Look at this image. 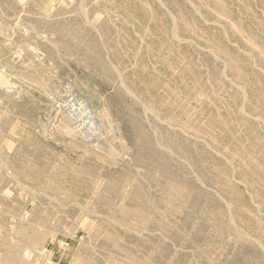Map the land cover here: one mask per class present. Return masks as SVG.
I'll return each mask as SVG.
<instances>
[{"label":"rangeland","instance_id":"rangeland-1","mask_svg":"<svg viewBox=\"0 0 264 264\" xmlns=\"http://www.w3.org/2000/svg\"><path fill=\"white\" fill-rule=\"evenodd\" d=\"M261 103L264 0H0V264H264ZM137 190L158 208L141 225L121 217ZM37 207L55 215L26 257Z\"/></svg>","mask_w":264,"mask_h":264},{"label":"bare ground","instance_id":"bare-ground-1","mask_svg":"<svg viewBox=\"0 0 264 264\" xmlns=\"http://www.w3.org/2000/svg\"><path fill=\"white\" fill-rule=\"evenodd\" d=\"M226 53V52H225ZM262 104L263 103H261V106H262ZM264 106V105H263ZM262 106V107H263ZM261 108V107H260ZM262 109V108H261ZM219 122V121H218ZM225 122V121H224ZM223 122V123H224ZM100 123V122H99ZM98 123V124H99ZM222 123V122H221ZM218 126H219V124H217ZM216 125V126H217ZM223 125V124H222ZM221 125V126H222ZM100 126V125H99ZM220 126V127H221ZM223 128H221V130H222ZM223 131H224V129H223ZM224 132H226V131H224ZM224 134H226V133H223V135L222 136H225L226 137V135H224ZM227 134H229L230 135V133H227ZM86 141H89V140H86ZM165 166V165H164ZM167 168V167H166ZM32 175V174H31ZM59 175V174H58ZM219 175L221 176V178H223L224 180H222L221 181V185H220V189H221V191L226 195V193L227 194H229L230 196H229V198H233L234 197V194H235V192L237 193V191L233 188V187H231L229 184H228V182L226 181V176L225 175H227L226 174V170L225 171H221V173H219ZM39 176V175H38ZM55 176H57V175H55ZM225 176V177H224ZM249 176V175H248ZM32 178V180H33V176H31ZM60 177H63V176H60ZM59 177V178H60ZM259 177V176H258ZM262 176H260V178H261ZM264 177V176H263ZM38 178V177H37ZM35 179V178H34ZM56 179H58L57 177H56ZM62 179V178H61ZM70 179H72V177H70ZM74 180V179H73ZM72 180V181H73ZM98 180V179H97ZM262 180V179H261ZM76 181H78L77 179H76ZM91 181H92V179H91ZM95 181V180H94ZM262 181H264V180H262ZM36 182V181H35ZM65 182V181H64ZM79 182V181H78ZM77 182V183H78ZM41 183V182H40ZM39 183V184H40ZM44 183V182H43ZM61 184H62V182H60ZM59 183V184H60ZM67 183V182H66ZM88 183H90V182H88ZM95 183V182H94ZM112 184L111 185H114L113 184V182H111ZM115 183H117V182H115ZM264 183V182H263ZM48 184V183H47ZM55 184H57L56 182H55ZM68 184V183H67ZM70 184V183H69ZM76 184V183H75ZM74 184V185H75ZM82 184V183H81ZM101 184V183H100ZM110 184V183H109ZM169 184V183H168ZM49 185V184H48ZM92 185V184H91ZM172 185V184H171ZM66 186H68V185H66ZM65 186V187H66ZM70 186V185H69ZM77 186V185H76ZM79 187H80V185H78ZM140 186V185H139ZM169 186V185H168ZM47 187V186H46ZM48 187H50V186H48ZM56 187V186H55ZM55 187H53V188H55ZM58 187V186H57ZM57 187H56V189H57ZM63 188H64V185L62 186ZM91 187H94V186H91ZM165 187H167V186H165ZM170 187V190H171V193H173V195H174V197H176V195L178 196V197H181L182 199H183V202L184 203H186V200L184 199V197H183V195H181L182 193L179 191V189L178 188H176L175 186H169ZM253 187V186H252ZM255 187V186H254ZM41 188V187H40ZM43 188V187H42ZM51 188V187H50ZM49 188V189H50ZM61 188V187H60ZM60 188H59V190H60ZM70 188H71V186H70ZM81 188V187H80ZM79 188V189H80ZM101 188V187H100ZM109 188V187H108ZM168 188V187H167ZM45 189V188H44ZM43 189V190H44ZM48 189V188H47ZM46 189V190H47ZM56 189H55V191H56ZM71 189H73L74 190V192H76L75 190L77 189H74V188H71ZM91 189V188H90ZM110 189V188H109ZM165 189V188H164ZM258 187L255 189V191L253 190V192H257L258 190ZM40 190H42V189H40ZM50 190H52V189H50ZM49 190V191H50ZM63 190V189H62ZM61 190V191H62ZM68 190V189H67ZM66 190V192H69L70 190H68L67 191ZM84 190V189H83ZM82 190V191H83ZM108 190V189H107ZM112 190V189H111ZM113 190H114V188H113ZM166 190V189H165ZM257 190V191H256ZM53 191V190H52ZM87 191V190H86ZM260 191H262L261 189H260ZM35 192H37V191H35ZM42 192H45V191H42ZM51 192V191H50ZM65 192V193H66ZM93 192V191H92ZM105 192H106V190H105ZM116 192V189L114 190V192L113 193H115ZM55 193V192H54ZM70 193V192H69ZM69 193H68V195H65V196H68V197H70L69 196ZM168 193V192H167ZM181 193V194H180ZM261 193V192H260ZM260 193H259V195H260ZM36 194V193H35ZM38 194H39V192H38ZM44 194H46V195H48L47 193H44ZM62 194H63V191H62ZM67 194V193H66ZM133 194V193H132ZM144 194V193H143ZM139 190H137V191H135V193H134V198L136 199V201H138L137 202V205H138V203H139V205L140 206H135V208L134 209H132L131 211L130 210H124L123 212H122V215H121V217H122V219L123 220H133V221H135L138 225H141V223H149L148 222V220L150 219L149 217L151 216H154L153 214H154V209H156L155 207H153V205L151 206L150 205V201H149V199L147 198V196H145V195H143ZM262 194V193H261ZM54 195V194H53ZM52 195V196H53ZM59 194H57L55 197L57 198V196H58ZM51 196V197H52ZM64 196V199H65V202H66V200H67V197H65ZM72 196V195H71ZM132 195H131V198L133 197ZM170 197L172 196V195H169ZM168 196V197H169ZM49 196H47V198H48ZM50 197V198H51ZM177 197V198H178ZM263 197V199H264V196H262ZM96 198V197H95ZM104 198V196L102 197V198H100V199H103ZM63 199V198H62ZM106 199V198H105ZM260 199V198H259ZM109 200V199H108ZM38 201V200H37ZM64 201V200H63ZM103 201V200H102ZM105 201V200H104ZM110 202V201H109ZM59 203V202H58ZM67 203V202H66ZM70 203V202H69ZM75 203V202H74ZM74 203H72L73 205H75ZM77 203V202H76ZM99 203H100V201H99ZM104 203V202H103ZM102 203V204H103ZM106 203V202H105ZM183 203V204H184ZM38 205H39V203H38ZM60 205H61V203H60ZM77 205H78V203H77ZM105 205V204H104ZM107 205V204H106ZM135 205V204H134ZM53 206V205H52ZM76 206V205H75ZM185 206V205H184ZM186 207V206H185ZM53 209V208H52ZM158 209V208H157ZM156 209V210H157ZM231 209V205L230 204H228V216H230V217H232V215L231 214H233L232 212L233 211H231L230 210ZM54 210V209H53ZM25 212V211H24ZM55 212V211H54ZM157 212V211H156ZM53 213V212H52ZM188 213V212H187ZM186 213V214H187ZM189 214V213H188ZM188 214H187V217H188ZM55 214H53V216H54ZM182 215H183V213H182ZM216 215V214H215ZM221 215V214H220ZM224 215V219H222L223 217H221V220L223 221V225L224 226H222L221 224H220V226H222V227H225L228 231H230L231 232V234L233 235V236H235V237H240L239 235H240V233L238 232V230L237 229H233L231 226H230V224H231V222H229V221H226V219H225V214H223ZM53 216L51 215V213L50 212H46V213H44L42 210H40V207L38 208H35V211H34V213L32 214V221H27V223H26V227H25V225L23 226V228H24V230L23 229H19L20 227H18V232H19V236L18 237H20L19 239H21L20 241L23 243L22 244V246H21V249H25V253H24V255L26 254V257H27V254H30V252L31 251H28V249H29V247L31 248V246H33V245H36V244H38L44 237H45V232H47L46 230L48 229V226H49V224L51 223V221H52V218H53ZM191 216V215H190ZM212 216H214V214H212ZM219 216V215H218ZM187 217H186V219H185V221H187ZM167 211H165V212H163V213H161V214H159V216H158V219L161 221V222H164V221H166L167 220ZM189 218V217H188ZM213 218V217H212ZM153 219V218H152ZM27 220H29V218H27ZM34 221L36 222V225L35 226H38L39 227V229L37 228L36 229V227L34 226H31L33 223H34ZM184 221V220H183ZM215 221H216V219H215ZM231 221H232V219H231ZM220 222V221H219ZM218 222V223H219ZM233 222V221H232ZM186 223V222H185ZM188 224V223H187ZM248 224H249V222H248ZM247 225V224H246ZM256 225V224H255ZM20 226H21V224H20ZM219 226V225H218ZM220 226H219V228H220ZM173 227V226H172ZM222 227H221V229H222ZM256 231H258V230H255V232ZM15 233V232H14ZM177 234H178V232H177ZM47 235V234H46ZM98 235H99V233H98ZM97 236V235H96ZM108 236V235H107ZM105 237L106 239L105 240H108V239H110V238H108V237H110V236H108V237ZM116 236V235H115ZM223 236V235H222ZM249 236V235H248ZM117 237V236H116ZM115 237V238H116ZM219 237V236H218ZM217 237V238H218ZM114 238V237H113ZM115 238L113 239V241L115 242V247H116V245L118 246V243H120V242H118L117 244H116V240H115ZM116 239H118V237L116 238ZM53 240H54V238H53ZM118 241V240H117ZM107 244V246H108V243H106ZM114 244V243H113ZM112 244V245H113ZM259 244V243H258ZM112 245H110V246H112ZM17 246H18V244H17ZM109 247V246H108ZM120 247V246H119ZM17 248V247H16ZM113 248V247H112ZM112 248H111V250H112ZM117 248V247H116ZM122 249H124L123 247H121ZM18 249V248H17ZM114 250H115V248H113ZM119 249V248H118ZM121 249V250H122ZM16 250V249H15ZM20 250V249H19ZM117 250V249H116ZM120 250V251H121ZM10 251V250H9ZM37 251V250H36ZM120 251H118L119 253H120ZM123 251V253L121 254V255H123V254H126V255H128L127 254V251H125V250H122ZM8 252V251H7ZM13 252V251H12ZM112 252H113V250H112ZM115 252V251H114ZM117 252V251H116ZM115 252V253H116ZM6 253V252H5ZM13 253H15V252H13ZM33 253V252H32ZM114 253V254H115ZM20 254V253H19ZM19 254L17 253L16 255L15 254H8L7 255V253H6V255H7V257L4 255V257L6 258V260L7 261H4V263H6V262H10V264L12 263V262H14V263H21V264H24V262H22V261H24V259L21 261V260H19ZM155 254H158L157 252L156 253H154L153 255H155ZM126 255H124V256H126ZM3 257V258H4ZM30 257V256H29ZM33 257V256H32ZM127 257V256H126ZM152 256H150V258H151ZM159 257V256H158ZM157 257V258H158ZM34 258V257H33ZM127 259H129V258H127ZM155 259H156V257H155ZM89 260H90V258H89ZM113 260V259H112ZM147 260V259H146ZM149 261V260H148ZM154 262V261H153ZM8 263H6V264H8ZM29 262H27V264H28ZM147 263V262H146ZM145 263V264H146ZM149 263V262H148ZM147 263V264H148ZM143 264V263H142Z\"/></svg>","mask_w":264,"mask_h":264},{"label":"built area","instance_id":"built-area-1","mask_svg":"<svg viewBox=\"0 0 264 264\" xmlns=\"http://www.w3.org/2000/svg\"><path fill=\"white\" fill-rule=\"evenodd\" d=\"M62 91L65 115L82 139L90 140L97 136L100 133V126L87 102L80 94L72 91L69 85H64Z\"/></svg>","mask_w":264,"mask_h":264}]
</instances>
